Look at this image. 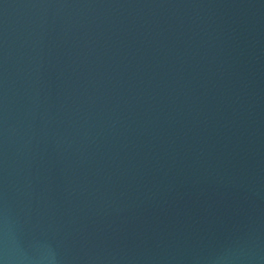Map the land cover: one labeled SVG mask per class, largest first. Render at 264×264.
<instances>
[{
  "label": "water",
  "instance_id": "95a60500",
  "mask_svg": "<svg viewBox=\"0 0 264 264\" xmlns=\"http://www.w3.org/2000/svg\"><path fill=\"white\" fill-rule=\"evenodd\" d=\"M0 264H264V0H0Z\"/></svg>",
  "mask_w": 264,
  "mask_h": 264
}]
</instances>
